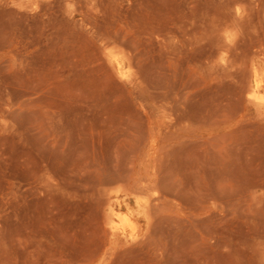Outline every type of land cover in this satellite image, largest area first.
<instances>
[{
    "label": "rangeland",
    "instance_id": "1",
    "mask_svg": "<svg viewBox=\"0 0 264 264\" xmlns=\"http://www.w3.org/2000/svg\"><path fill=\"white\" fill-rule=\"evenodd\" d=\"M0 264H264V0H0Z\"/></svg>",
    "mask_w": 264,
    "mask_h": 264
},
{
    "label": "bare ground",
    "instance_id": "2",
    "mask_svg": "<svg viewBox=\"0 0 264 264\" xmlns=\"http://www.w3.org/2000/svg\"><path fill=\"white\" fill-rule=\"evenodd\" d=\"M254 94H255V92H254ZM22 199H23V197H22ZM21 203H22V201H21ZM114 219H118L123 223L128 222V219L126 217L122 216L120 213H116L113 210V208H110V220H111L112 224L114 223Z\"/></svg>",
    "mask_w": 264,
    "mask_h": 264
}]
</instances>
